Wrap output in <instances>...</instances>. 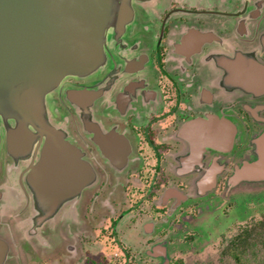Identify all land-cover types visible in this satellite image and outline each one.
<instances>
[{
    "label": "flooded vegetation",
    "instance_id": "1",
    "mask_svg": "<svg viewBox=\"0 0 264 264\" xmlns=\"http://www.w3.org/2000/svg\"><path fill=\"white\" fill-rule=\"evenodd\" d=\"M128 4L127 21L105 29L98 67L64 77L44 97L48 123L94 173L48 223L20 172L31 155L7 176L14 162L1 138L0 187H12L0 189V264H174L172 248L198 217L227 205L228 178L253 156L264 92L229 75L264 66V0ZM66 89L95 96L77 106ZM226 124L228 141L216 148Z\"/></svg>",
    "mask_w": 264,
    "mask_h": 264
},
{
    "label": "water",
    "instance_id": "2",
    "mask_svg": "<svg viewBox=\"0 0 264 264\" xmlns=\"http://www.w3.org/2000/svg\"><path fill=\"white\" fill-rule=\"evenodd\" d=\"M128 2L0 0V143L3 138L14 170L31 155L20 172L41 221L50 218L94 178L78 148L48 123L44 97L64 77H82L98 67L104 57L105 29L121 27L127 21ZM261 47L264 52V34ZM253 67L240 73L231 71L229 79L243 90L264 92V66ZM94 96V90L64 91L65 100L77 106L83 97L88 103ZM228 127L220 125L221 135L214 136L216 148L227 143L224 131ZM252 146L253 156L228 178L226 191L230 194L249 192L254 187L264 189V130L253 137ZM192 147L190 152H196Z\"/></svg>",
    "mask_w": 264,
    "mask_h": 264
},
{
    "label": "rangeland",
    "instance_id": "3",
    "mask_svg": "<svg viewBox=\"0 0 264 264\" xmlns=\"http://www.w3.org/2000/svg\"><path fill=\"white\" fill-rule=\"evenodd\" d=\"M51 106L48 103V107ZM6 167L7 176L15 173L12 163H7ZM11 187L3 185L0 189L9 193ZM7 198L11 200V196ZM226 204L198 217L195 229L184 233L182 243L172 248L174 264H235L234 259L226 252V245L242 225L260 219L264 213V189L254 187L249 192L229 194ZM64 206L65 204L61 205L59 209L65 210ZM50 219L51 217L46 220L47 223ZM240 258L242 264H264V246H253L245 250Z\"/></svg>",
    "mask_w": 264,
    "mask_h": 264
},
{
    "label": "trees",
    "instance_id": "4",
    "mask_svg": "<svg viewBox=\"0 0 264 264\" xmlns=\"http://www.w3.org/2000/svg\"><path fill=\"white\" fill-rule=\"evenodd\" d=\"M257 245L264 246V213L260 219L239 228L226 245V252L234 259L235 264H242L240 255L245 250Z\"/></svg>",
    "mask_w": 264,
    "mask_h": 264
}]
</instances>
